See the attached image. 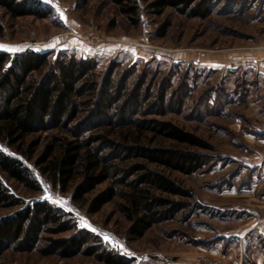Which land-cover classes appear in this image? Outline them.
I'll return each mask as SVG.
<instances>
[{
    "label": "rangeland",
    "instance_id": "obj_1",
    "mask_svg": "<svg viewBox=\"0 0 264 264\" xmlns=\"http://www.w3.org/2000/svg\"><path fill=\"white\" fill-rule=\"evenodd\" d=\"M39 1L50 10L46 18H10L0 9V45L19 49L0 51L72 52L77 57L94 59L98 70H104L111 60L117 61L121 69L136 63L139 71L147 65L155 82L170 77L168 110L158 118L196 135L209 149L199 151L206 164L191 175L163 171L191 191L187 209L153 225L142 237L132 238L127 233L129 222L119 211L121 199L116 197L97 212L88 213L87 204L73 203L69 192L59 191L33 165L44 145L51 141L47 133L27 138L26 141H38L31 159L0 140V152L19 159L39 186L36 191L27 190L0 172V183L7 193L24 203L45 200L61 208L74 219L76 231L90 233L91 241L80 250L73 248L62 253L50 248V240L67 238L70 233L58 237L42 233L33 249L13 244L0 257V264H107L101 259L103 253L113 260L121 259V263L111 264L180 261L186 253H200L206 240H217L216 230L223 231L231 223L264 213V186L252 190L253 193L230 188L245 182L252 172L247 159L255 147V138L244 135L257 122L248 99L233 98L232 70L238 67L233 61L248 53L264 52V0H212L211 13L205 19L181 14L170 7L156 15L148 7L154 0H136L138 22L134 26L108 0ZM164 21L170 25L166 34L158 37L157 28ZM184 91L187 97L178 105ZM220 92L226 97L212 105ZM206 96L209 105L205 103ZM238 121L240 125L235 127ZM142 141L150 142L149 136ZM152 144L169 142L156 139ZM109 185L106 182L97 186L89 200ZM20 207L10 208L0 202V217ZM235 207L237 211L232 209ZM239 207L243 210L239 211ZM205 256L231 264L225 258Z\"/></svg>",
    "mask_w": 264,
    "mask_h": 264
},
{
    "label": "trees",
    "instance_id": "obj_2",
    "mask_svg": "<svg viewBox=\"0 0 264 264\" xmlns=\"http://www.w3.org/2000/svg\"><path fill=\"white\" fill-rule=\"evenodd\" d=\"M108 1L129 23L137 24L136 0ZM212 4V0H154L148 7L156 15L170 7L205 19ZM0 9L10 18L50 14L39 0H0ZM169 25L168 21L160 24L156 35L163 37ZM137 68L132 63L121 69L111 60L98 70L94 59L72 52L0 51V140L31 159L38 141L27 138L47 133L51 141L33 165L59 191L69 192L73 203L87 204L88 213L121 199L119 211L129 222L127 233L132 238L187 209L191 191L163 171L191 175L206 164L199 151L209 149L196 135L158 118L168 110L170 77L155 82L150 67ZM187 91L178 105L184 103ZM223 92L212 105L226 97ZM147 136L150 142L144 143ZM156 139L169 145L152 144ZM0 172L27 190L39 189L28 168L2 152ZM106 182L110 185L89 200L96 187ZM0 202L10 208L21 206L0 217V257L13 244L33 249L42 233L56 237L70 233L50 240L53 251L67 253L91 244L90 233L76 231L72 216L48 201L24 203L0 183ZM101 259L121 263L104 253Z\"/></svg>",
    "mask_w": 264,
    "mask_h": 264
},
{
    "label": "crops",
    "instance_id": "obj_3",
    "mask_svg": "<svg viewBox=\"0 0 264 264\" xmlns=\"http://www.w3.org/2000/svg\"><path fill=\"white\" fill-rule=\"evenodd\" d=\"M235 62L238 67L232 70L233 98L248 99L257 122L256 125L252 124V130L244 135L255 138V147L247 159L252 174L250 173L245 182L230 188L253 193L252 190L256 191L264 186V52L248 53L233 61ZM239 122L235 127L240 125ZM232 209L237 211L236 207ZM238 210L242 211L243 208L239 207ZM215 237L217 240L214 242L210 239L205 241L207 244L199 248L200 253H186L185 259L180 261L163 259L158 261V264H203L211 261L205 255L228 259L231 264H264V213L253 214L250 219L240 220L238 224L231 223V227L223 231L216 230Z\"/></svg>",
    "mask_w": 264,
    "mask_h": 264
},
{
    "label": "built area",
    "instance_id": "obj_4",
    "mask_svg": "<svg viewBox=\"0 0 264 264\" xmlns=\"http://www.w3.org/2000/svg\"><path fill=\"white\" fill-rule=\"evenodd\" d=\"M203 264H229L226 260H212Z\"/></svg>",
    "mask_w": 264,
    "mask_h": 264
},
{
    "label": "snow or ice",
    "instance_id": "obj_5",
    "mask_svg": "<svg viewBox=\"0 0 264 264\" xmlns=\"http://www.w3.org/2000/svg\"><path fill=\"white\" fill-rule=\"evenodd\" d=\"M61 17L64 18L63 17V13H61ZM0 48H2L4 50H7V51H11V52H15V51H18L19 50V49H16V48H9V47L4 46V45H0ZM106 239H107V237H106Z\"/></svg>",
    "mask_w": 264,
    "mask_h": 264
}]
</instances>
